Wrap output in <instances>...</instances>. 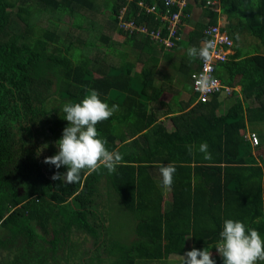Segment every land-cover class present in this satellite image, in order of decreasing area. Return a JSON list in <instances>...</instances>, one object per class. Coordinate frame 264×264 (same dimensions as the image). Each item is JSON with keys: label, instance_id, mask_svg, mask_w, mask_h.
Wrapping results in <instances>:
<instances>
[{"label": "trees", "instance_id": "16d2710c", "mask_svg": "<svg viewBox=\"0 0 264 264\" xmlns=\"http://www.w3.org/2000/svg\"><path fill=\"white\" fill-rule=\"evenodd\" d=\"M27 1L0 0V227L12 235L0 238V246L21 248L0 264H168L170 254L193 247L209 249L216 264H223L215 244L226 219L244 222L264 239V0H220L226 18L221 27L235 45L215 65V75L240 88L226 105L222 94L196 102L191 87L196 105L171 117V130L150 106L163 92L155 74L144 68L133 77L112 55L117 51L124 61L126 49L142 42L144 49L168 53L159 40L118 25L125 7L126 19L158 30L166 10L161 2L142 0L155 5L146 12L141 0H104V22L92 18L100 13V0ZM200 1L211 21L189 31L196 45L218 17ZM39 16L45 25L36 23ZM17 19L24 22L18 30ZM62 24L68 27L64 33ZM111 27L118 33H106ZM73 29L85 31L86 38L74 36ZM238 31L252 37V44H237ZM186 61L190 65L175 63L189 76L201 67L200 59ZM92 89L110 106L119 105L96 127L122 162L112 173L103 167L84 172L75 184L53 180L57 171H67L43 163L58 151L55 142L68 125L63 106L80 102ZM249 124L260 139L254 147L243 137ZM45 142L49 147L37 157ZM201 142H207L212 159L198 151ZM186 145L194 146L192 155ZM168 163L176 165L169 200L159 172ZM17 238L24 245L16 246Z\"/></svg>", "mask_w": 264, "mask_h": 264}, {"label": "clouds", "instance_id": "9594fccd", "mask_svg": "<svg viewBox=\"0 0 264 264\" xmlns=\"http://www.w3.org/2000/svg\"><path fill=\"white\" fill-rule=\"evenodd\" d=\"M213 48L214 41L209 40L199 48L188 47L187 55L191 59H200L208 63L213 60L211 52ZM195 83L197 91L207 94L213 90L215 79L210 73L203 72L196 78ZM118 110V104L110 106L100 98V94L95 89L89 90L80 102L66 103L63 106L62 111L66 114L64 119L68 121V125L63 129L62 136L55 142L58 151L54 155L46 156L43 163L54 165L56 169L65 166L67 171L64 173L57 171L51 177L53 180L63 179L67 184H75L80 181L84 172L91 174L99 171L102 167L109 173L116 170V167L121 164L123 156L119 151L107 149V140L100 137L96 125L109 119ZM48 147V142L41 144L36 149V156L39 157ZM186 147L188 153L192 155L194 146L186 145ZM198 151L204 154V159H212L207 142H201ZM159 172L162 177V188L170 189L174 183L176 165L174 163L160 165ZM213 227L215 226L213 225ZM219 236L220 239L215 244V248L222 257L223 264H260V262H264V239L257 229L248 227L240 220L226 219ZM181 264H216V261L209 249L193 247L184 253Z\"/></svg>", "mask_w": 264, "mask_h": 264}, {"label": "crops", "instance_id": "0c3cea01", "mask_svg": "<svg viewBox=\"0 0 264 264\" xmlns=\"http://www.w3.org/2000/svg\"><path fill=\"white\" fill-rule=\"evenodd\" d=\"M186 5L187 6H185V10L188 11V16L184 19V21L181 20L180 40L178 41V44H176L177 46H175L173 49L172 48L164 49L165 51L168 52L166 53L164 51L161 52L159 46H158L159 50H156V51L150 50L149 48L144 49L145 45L142 42L133 47L134 51L137 50L138 52H135L132 56L130 57L128 56V53H127L128 50H127L126 51L127 55L125 56L124 61H123L124 66L128 65L131 68L130 75H132L133 77H136V75H138V73L142 69L144 68L148 69L150 67H153L154 70H158L162 73L166 72L169 74L166 76L164 74V76H161L160 78L158 77L156 79L154 78L155 86H161L163 88V92L159 97V101H155V102L152 101L150 105V106L156 107L157 116H158L157 121L162 122L165 129L167 130H171V128L173 127V119L171 117L176 116L177 114L187 112L193 106L196 105L195 101L190 100V97L192 95V90H191V80H190V76L188 75V73H184L183 71L179 70V67H178V70L176 72L177 74L176 78H178L181 83L183 81L182 86L179 88L178 85H175L177 89H174L175 86L171 85L172 80L175 79V76L173 75L172 72L174 70L173 66L176 67V65H174L173 63L186 62L190 65V63L186 61L187 57L189 58V56L187 55L188 47L195 46L199 48L205 43V40H201L199 44L197 45L194 44V41L191 42L189 40V37H190L189 31L192 28H194L197 22L201 21V22L209 23L211 21L208 15H204V8L200 0H186ZM220 8H221V5H220ZM222 18L224 19V22H222V24L226 23L225 16L222 15ZM217 21H219L218 17H217ZM227 32L229 34L228 30ZM237 35H238V42L236 43L240 44L241 43L240 36L243 35V33H240L238 31ZM164 54L167 57L164 56ZM195 65L196 63H193L192 66L195 67ZM161 66H162V69L160 68ZM163 66H166V67H163ZM224 108L226 107L224 106ZM118 111H116L115 113H117ZM157 176H159V174L155 172L154 177L156 178ZM165 198L169 200L170 193L166 192ZM11 236H12L11 233L7 229L0 227V238L1 239L9 238ZM16 240H17L15 242L16 246H19L21 244L24 245V242L20 238H17ZM17 249L21 250V248L19 247H15L10 250H7L5 246H0V263L2 262L3 258L7 260L9 257H11L12 252Z\"/></svg>", "mask_w": 264, "mask_h": 264}, {"label": "built area", "instance_id": "2783aa9c", "mask_svg": "<svg viewBox=\"0 0 264 264\" xmlns=\"http://www.w3.org/2000/svg\"><path fill=\"white\" fill-rule=\"evenodd\" d=\"M156 3L161 2L165 7L166 10L161 13L160 18V28L158 30H149L145 26H137L133 20L126 19L124 17L126 8L122 7L120 10V14L118 16L119 23L118 25L121 26L123 31L128 32V34L139 33L142 32L144 34L149 35L155 40H159L161 46L165 49H170L174 47L177 42L180 40V25L182 17L188 16V13L184 12L186 6V0H155ZM205 5L212 9L213 11L220 13V0H204ZM141 6H144L146 12H154L156 10L155 5H146L144 1H139L138 3ZM175 5L177 10L170 11V7ZM162 25H166L167 33L165 35L162 34L161 30L163 28ZM222 24L217 21L214 24L207 25L203 30V33L206 36V41H214V48L211 50L213 60L205 63L202 61L201 67L191 72L190 80H191V87L193 92L196 93V102L204 103L207 102L212 96L217 94H222L224 98H229L231 96L232 90L238 89L237 87H232L224 82L221 81L215 75V65L218 62L224 61L227 59L228 54L232 52V45L233 41L229 36L228 32L221 27ZM203 72H208L210 75L215 79V86L212 91L207 94H201L196 89V78H198L199 74ZM243 137L248 140L251 145L254 147L259 144L260 139L256 132L246 130L243 134Z\"/></svg>", "mask_w": 264, "mask_h": 264}, {"label": "rangeland", "instance_id": "374dc122", "mask_svg": "<svg viewBox=\"0 0 264 264\" xmlns=\"http://www.w3.org/2000/svg\"><path fill=\"white\" fill-rule=\"evenodd\" d=\"M101 2L99 3V7H98V9L100 10V13H92V18L93 19H96V20H101V21H106V19H107V15H108V12H106V11H108V10H103L104 8H105V3H104V0H100ZM27 3H28V5H32V1H30V0H28L27 1ZM103 5V6H102ZM109 5H108V9H109ZM33 8V7H32ZM15 10L17 9L16 7L14 8ZM103 12V13H102ZM218 14V20L222 23V22H224V19L222 18V14L221 13H217ZM104 17V18H103ZM106 18V19H105ZM65 21H67V17L65 18ZM36 23L37 24H39L40 26L41 25H45L46 24V20H45V18L44 17H42V16H39L38 17V19L36 20ZM200 24H202V22H200ZM24 25V22L21 20V19H17V30L18 29H20L22 26ZM66 24H62V25H60V26H62L61 28H60V32H62V33H64V32H66L67 30H68V27L67 26H65ZM108 29V28H107ZM227 31V30H226ZM74 36H76V35H80L81 37H82V39H84V38H86V32L85 31H83V30H78V29H73V30H71L70 31ZM106 33H110V34H112V33H118V32H116L112 27H111V31L108 29L107 31H106ZM115 34H113V36H114ZM122 35L121 34H118V35H116L115 37L116 38H120ZM240 38H241V42L242 43H249L250 45L252 44V42L250 41L251 39H252V37H250V36H248V35H245V34H243V35H241L240 36ZM243 40H244V42H243ZM254 42V41H253ZM133 46V45H132ZM128 48V47H127ZM126 50H128V56L130 57V56H132L135 52H138L137 50H135L134 51V48L133 49H131V47L130 48H128V49H126ZM94 55H96V50L94 51ZM112 55H113V57H114V60H115V62H116V64H118V65H123L124 66V63H123V56H122V54L121 53H119V52H117V51H114V52H112ZM164 56H166L165 54H164ZM167 57V56H166ZM174 65H176V63H173ZM161 65V64H160ZM163 67H166V66H163ZM174 67V70H173V75L175 76V79H173L172 80V86H175V85H178L179 86V88L182 86V83H183V81H182V83L180 82V80L178 79V78H176V72H177V69L178 68H176L175 66H173ZM161 69H162V66L160 67ZM150 69H151V72L152 73H154L155 74V79L158 77V78H160L161 76H164V74H165V76L166 75H169L168 73H166V72H160V71H158V70H154V68L153 67H150ZM156 71H158V73H156ZM158 74H160V75H158ZM179 74V73H178ZM165 79V78H164ZM238 88H239V86H238ZM174 89H177V87L175 86L174 87ZM231 101H230V99L229 98H226V101H225V104L226 105H228L229 103H230ZM54 104H58L57 103V101H55L54 103H50V105L49 106H52V105H54ZM44 106L46 107V104H44ZM226 107V106H225ZM47 108H48V105H47ZM226 109V108H225ZM257 127H260V126H257ZM249 130H251L250 128H251V126H250V124H249ZM252 131V130H251ZM255 132V131H254ZM148 145H149V143H147ZM153 147H156V146H153ZM166 192L167 193H169V189L168 190H166ZM118 207H120V206H118ZM118 207H116V208H118ZM88 244V247H90L91 246V243H87ZM183 255H184V253L182 254V255H178V254H170L169 255V257H168V259L165 261V263H168V264H181V262H182V260H183Z\"/></svg>", "mask_w": 264, "mask_h": 264}, {"label": "flooded vegetation", "instance_id": "af4514ba", "mask_svg": "<svg viewBox=\"0 0 264 264\" xmlns=\"http://www.w3.org/2000/svg\"><path fill=\"white\" fill-rule=\"evenodd\" d=\"M87 246H88V245H87ZM89 248H91V246H90Z\"/></svg>", "mask_w": 264, "mask_h": 264}]
</instances>
